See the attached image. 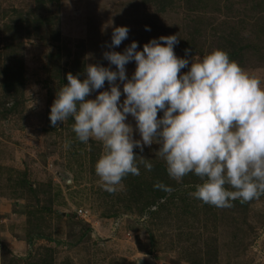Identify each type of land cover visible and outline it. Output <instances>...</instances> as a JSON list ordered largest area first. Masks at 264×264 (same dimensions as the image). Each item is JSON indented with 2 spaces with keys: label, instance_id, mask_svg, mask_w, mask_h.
Segmentation results:
<instances>
[{
  "label": "rangeland",
  "instance_id": "rangeland-1",
  "mask_svg": "<svg viewBox=\"0 0 264 264\" xmlns=\"http://www.w3.org/2000/svg\"><path fill=\"white\" fill-rule=\"evenodd\" d=\"M120 26L128 37L110 47ZM170 35L189 67L213 49L249 45L230 57L264 81V0H0V264H264V195L204 204L190 195L199 178L170 179L155 142L134 152L159 167L140 165L109 193L95 173L102 143L79 141L72 118L51 124L69 72L116 70L105 52ZM135 69L126 65L128 79ZM126 122L140 140L134 117ZM157 181L173 191L157 198Z\"/></svg>",
  "mask_w": 264,
  "mask_h": 264
},
{
  "label": "clouds",
  "instance_id": "clouds-1",
  "mask_svg": "<svg viewBox=\"0 0 264 264\" xmlns=\"http://www.w3.org/2000/svg\"><path fill=\"white\" fill-rule=\"evenodd\" d=\"M128 32L127 26L116 27L110 47H118ZM178 43L176 35L161 36L138 50L133 41L124 52L104 53L116 70L89 64L84 79L69 72L51 106L52 126L72 118L79 141L102 143L95 173L109 193L118 191L128 175H140V165L152 171L149 159L137 161L134 148L143 152L155 142L170 179L199 178L193 198L217 208L259 199L264 195V81L222 48L195 56L189 67V59L175 53ZM133 60L136 69L128 79L126 65ZM117 80L123 82L122 103ZM106 81L109 90L87 98ZM129 115L140 140L126 122ZM154 187L173 191L161 181Z\"/></svg>",
  "mask_w": 264,
  "mask_h": 264
},
{
  "label": "trees",
  "instance_id": "trees-1",
  "mask_svg": "<svg viewBox=\"0 0 264 264\" xmlns=\"http://www.w3.org/2000/svg\"><path fill=\"white\" fill-rule=\"evenodd\" d=\"M162 9H166V8H162ZM58 35L56 36V40H58ZM252 46V45H251ZM250 46L249 45H247V46H245V45H241V46H232L231 48H229V54H232L233 52L235 53V54H239V53H241L242 51H244L245 49H248ZM230 50H233V51H230ZM7 74H9V73H7ZM18 76H19V74H18ZM14 78H16V76H15V74H14ZM159 166H154V170H156L157 168H158ZM166 194V192L164 191V192H160V193H158L157 195H156V197L157 198H160L161 196H164Z\"/></svg>",
  "mask_w": 264,
  "mask_h": 264
},
{
  "label": "water",
  "instance_id": "water-1",
  "mask_svg": "<svg viewBox=\"0 0 264 264\" xmlns=\"http://www.w3.org/2000/svg\"><path fill=\"white\" fill-rule=\"evenodd\" d=\"M140 264H148V263H146V262H144V261H141Z\"/></svg>",
  "mask_w": 264,
  "mask_h": 264
},
{
  "label": "built area",
  "instance_id": "built-area-1",
  "mask_svg": "<svg viewBox=\"0 0 264 264\" xmlns=\"http://www.w3.org/2000/svg\"><path fill=\"white\" fill-rule=\"evenodd\" d=\"M83 210H81V212H82Z\"/></svg>",
  "mask_w": 264,
  "mask_h": 264
}]
</instances>
